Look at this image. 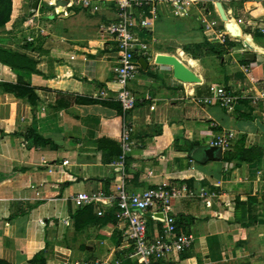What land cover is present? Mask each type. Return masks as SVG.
I'll use <instances>...</instances> for the list:
<instances>
[{"label": "crops", "instance_id": "obj_1", "mask_svg": "<svg viewBox=\"0 0 264 264\" xmlns=\"http://www.w3.org/2000/svg\"><path fill=\"white\" fill-rule=\"evenodd\" d=\"M230 9L232 30L222 42L203 31L194 10L183 17L161 10L163 19L139 34L148 57L139 58L145 68L128 84L135 105L125 189L182 183L192 194L171 204L176 231L192 245L154 264H264V0H233ZM115 21L110 3L96 12L71 6L56 17L39 9L22 22L21 40L0 38V62L10 66L0 63V83L20 80L34 95L29 102L0 88V260L31 264L42 252V264H62L65 256L110 264L129 251L112 205H90L92 214L72 218L79 208L69 199L112 194L121 180L109 165L119 154L121 116L115 42L104 28ZM213 39L226 51L222 67L206 54ZM227 41L236 45L226 50ZM247 52L253 61L243 60ZM156 54L175 56L200 83L175 81L170 68L153 64ZM216 86L235 98L230 110L199 102ZM227 133L220 160H203L202 149ZM251 147L262 154L252 163L224 157ZM200 189L213 196L198 198ZM159 227L146 222L147 236Z\"/></svg>", "mask_w": 264, "mask_h": 264}, {"label": "built area", "instance_id": "obj_2", "mask_svg": "<svg viewBox=\"0 0 264 264\" xmlns=\"http://www.w3.org/2000/svg\"><path fill=\"white\" fill-rule=\"evenodd\" d=\"M63 2V7H56V3ZM215 2L219 0H38L36 11L42 10L46 15L56 17L64 14L66 8L77 6L91 12L99 11L106 4H112L116 12V21L105 31L113 36L115 42L116 59L111 69L112 83L115 85L114 100L119 105L121 116L120 130L117 139L119 154L109 163L121 171V180L114 187L112 194L105 195L99 191L77 192L69 197L74 207L80 208L88 205H112L114 217L118 223L123 224L122 237L128 245V253L120 261L110 264H154L165 261L174 254H179L192 245V238L184 233L176 231L175 221L171 215V204L175 199L192 195L190 190L182 184H160L152 188L142 190L138 193H129L124 184V159L133 147L131 139L132 127L129 115L135 105V98L128 88L129 82L135 79L140 65L139 58H147V46L141 41L139 34L146 32L151 23L156 20L161 10L167 12L171 17H183L196 11L200 26L203 31L212 33L222 42L227 34L215 31L216 22L207 20L209 7L215 10ZM264 34V31H261ZM246 71V68L243 69ZM264 95V89L261 90ZM235 98L223 87H212L209 97L199 101L207 105L214 102L217 106L230 110ZM231 133L218 136L211 146L220 148V152L229 147ZM67 160L61 161V166H66ZM49 172L51 170H48ZM198 198L213 196L212 192L200 189ZM153 213H161L162 221L152 218ZM150 221L159 222L160 227L155 235L148 237L146 233V217ZM62 264H87L70 261L67 256ZM93 264H104L94 262Z\"/></svg>", "mask_w": 264, "mask_h": 264}, {"label": "rangeland", "instance_id": "obj_3", "mask_svg": "<svg viewBox=\"0 0 264 264\" xmlns=\"http://www.w3.org/2000/svg\"><path fill=\"white\" fill-rule=\"evenodd\" d=\"M223 4V7L225 9H228L230 11V14L233 18V10L230 9V5L233 3V0H219ZM29 6V0H0V38H8L11 37V35H14V37H19V40L22 38V22L27 18V9ZM210 15L209 17L206 16V19L211 21H215V31H222V28L220 27V20L218 17L214 16L210 9L208 12ZM159 19H163L162 16H159ZM236 21V19L234 18ZM165 20H162L161 23H164ZM237 22V21H236ZM230 30V28H228ZM232 30V28H231ZM16 34V35H15ZM21 38V39H20ZM215 42L214 44L210 45V50L207 51V55L212 56L211 63L214 62L217 66H221L224 64L222 62V55L224 53L222 50L219 49L218 42L213 39ZM224 45H228L226 50H229L230 48H233L236 43L233 42H226ZM150 68V67H149ZM149 222V220H147Z\"/></svg>", "mask_w": 264, "mask_h": 264}, {"label": "water", "instance_id": "obj_4", "mask_svg": "<svg viewBox=\"0 0 264 264\" xmlns=\"http://www.w3.org/2000/svg\"><path fill=\"white\" fill-rule=\"evenodd\" d=\"M38 0H30L29 7L27 10V16H31L36 11ZM65 3L58 2L56 3V7H63ZM215 7L217 9L220 20L224 21L226 19L225 13L219 2L215 3ZM243 60L247 62L253 61V54L250 52L243 54ZM139 64L142 69L145 68V63L140 59ZM153 64L157 66H165L171 69L172 78L182 84H198L200 83V78L196 76L190 69L184 66L175 56L173 55H165V54H156L153 57ZM220 151L219 147L216 146H205L202 149L201 157L205 161H219L220 155H218ZM152 218L158 221L163 220V216L161 213H153ZM146 220H149V217H146Z\"/></svg>", "mask_w": 264, "mask_h": 264}, {"label": "trees", "instance_id": "obj_5", "mask_svg": "<svg viewBox=\"0 0 264 264\" xmlns=\"http://www.w3.org/2000/svg\"><path fill=\"white\" fill-rule=\"evenodd\" d=\"M0 63L4 64L3 62H0ZM4 65H7V63ZM0 88L5 92L13 94L14 96L25 97L29 102H32L34 99L32 88H30L29 86H27L25 83H23L20 80H17L13 84L0 83ZM261 156H262L261 152L257 151L254 147L247 148V149H238L237 152H233V154L230 153V151L224 152V157L226 159L236 160L239 163L240 162L252 163L258 160ZM90 214H92L91 206L90 205L84 206L82 208H79L72 218H76L79 216H89ZM30 263L31 264H42L43 263V253L41 252V253L35 254ZM0 264H9V263L3 260H0ZM122 264H129V263L126 261V262H123Z\"/></svg>", "mask_w": 264, "mask_h": 264}, {"label": "bare ground", "instance_id": "obj_6", "mask_svg": "<svg viewBox=\"0 0 264 264\" xmlns=\"http://www.w3.org/2000/svg\"><path fill=\"white\" fill-rule=\"evenodd\" d=\"M226 11H228L227 12V14L225 15V17H226V19L224 20V21H222V20H220V18H219V20H220V27L222 28V30L227 34V35H229L228 34V28H231L232 26H231V23H230V21H229V19H231V14H230V11L229 10H226ZM230 37V36H229Z\"/></svg>", "mask_w": 264, "mask_h": 264}]
</instances>
